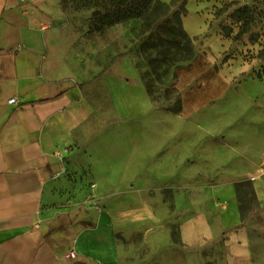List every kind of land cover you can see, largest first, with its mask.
Listing matches in <instances>:
<instances>
[{"label":"rangeland","instance_id":"obj_1","mask_svg":"<svg viewBox=\"0 0 264 264\" xmlns=\"http://www.w3.org/2000/svg\"><path fill=\"white\" fill-rule=\"evenodd\" d=\"M93 1L60 0L80 56L103 65L131 55L141 79L148 67L138 57L140 21L92 31L93 13L100 9ZM160 1L170 16L181 14L194 52L162 84L151 75L148 96L158 109L153 134L164 140L167 128L173 132L174 171L111 169L109 181L122 186L112 190L96 189L84 171L71 178L76 200L89 206L101 194L88 211L104 214L113 229L115 264H264V0ZM243 7L250 15L238 20L234 12ZM240 182L248 184L237 192ZM223 186L238 211V196L242 200L246 216L236 224L220 221L223 204L202 200ZM178 194L185 195L183 209L175 204Z\"/></svg>","mask_w":264,"mask_h":264},{"label":"crops","instance_id":"obj_2","mask_svg":"<svg viewBox=\"0 0 264 264\" xmlns=\"http://www.w3.org/2000/svg\"><path fill=\"white\" fill-rule=\"evenodd\" d=\"M105 63L80 56L60 0H0V264H115L113 229L88 211L101 194L78 203L71 178L85 171L96 189L112 190L122 186L109 181L111 169L173 173L174 134H153L158 109L132 56ZM202 196L226 207L223 224L240 221L228 186ZM184 202L176 195L178 209ZM82 207L75 222L96 227L69 226L77 234L63 248L64 233L48 236L49 224Z\"/></svg>","mask_w":264,"mask_h":264},{"label":"trees","instance_id":"obj_3","mask_svg":"<svg viewBox=\"0 0 264 264\" xmlns=\"http://www.w3.org/2000/svg\"><path fill=\"white\" fill-rule=\"evenodd\" d=\"M94 7L100 8L93 13L92 31L97 33L111 26L126 23L129 20H139L140 27L135 36L136 40L142 39L138 48V57L147 62L148 72L141 76L147 94L151 95V75L154 81L162 84V77L179 64L190 62L194 58L193 40L182 28L181 14L169 15V8L160 0H94ZM250 15L247 7L239 8L234 12L238 20L247 19ZM248 184L240 182L235 184L236 191L239 187ZM239 213L242 219L246 214L242 207V200L238 196ZM83 209L78 208L73 218L68 215H59L56 226L49 224L48 236L54 231L64 233L63 248L71 244L77 232L67 233L69 226H77L79 230L95 228L96 224L81 219L77 222Z\"/></svg>","mask_w":264,"mask_h":264},{"label":"built area","instance_id":"obj_4","mask_svg":"<svg viewBox=\"0 0 264 264\" xmlns=\"http://www.w3.org/2000/svg\"><path fill=\"white\" fill-rule=\"evenodd\" d=\"M14 101H15V99H11L9 101V103H13ZM68 257L71 258V259L75 258V253L73 251H70L69 254H68Z\"/></svg>","mask_w":264,"mask_h":264}]
</instances>
